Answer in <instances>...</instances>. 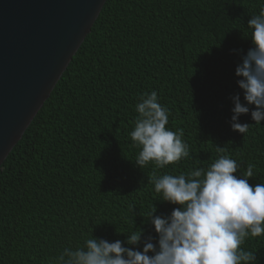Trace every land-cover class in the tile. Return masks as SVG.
I'll list each match as a JSON object with an SVG mask.
<instances>
[{
  "label": "trees",
  "instance_id": "obj_1",
  "mask_svg": "<svg viewBox=\"0 0 264 264\" xmlns=\"http://www.w3.org/2000/svg\"><path fill=\"white\" fill-rule=\"evenodd\" d=\"M264 0H106L49 98L0 165V264H50L93 234L109 241L152 227L160 201L154 165L134 164L135 106L155 90L166 127L182 132L190 156L159 173L206 168L220 154L253 166L264 183V121L241 115L231 130L235 68L252 46L247 21ZM232 49L242 50L233 52ZM243 101V96L241 95ZM254 107V106H253ZM234 175H240V173ZM145 216V217H144ZM264 264V235L246 240Z\"/></svg>",
  "mask_w": 264,
  "mask_h": 264
},
{
  "label": "clouds",
  "instance_id": "obj_2",
  "mask_svg": "<svg viewBox=\"0 0 264 264\" xmlns=\"http://www.w3.org/2000/svg\"><path fill=\"white\" fill-rule=\"evenodd\" d=\"M247 27L252 46L235 68L241 91L230 96L228 121L231 130L243 135L250 124L241 123V115L250 113L257 125L264 121V2ZM135 110L139 115L130 137L139 151L134 164L141 169L154 165L150 183L158 200L176 207L160 215L154 207L144 216L155 235H145L142 227L124 233V240L91 234L82 246L64 247L50 264H258L256 251L242 247L247 239L264 235V183L249 184L255 178L253 166L240 173L241 162L220 154L218 147V158L206 168L159 173L188 158L189 146L182 132L166 127L168 109L155 90L141 94Z\"/></svg>",
  "mask_w": 264,
  "mask_h": 264
},
{
  "label": "water",
  "instance_id": "obj_3",
  "mask_svg": "<svg viewBox=\"0 0 264 264\" xmlns=\"http://www.w3.org/2000/svg\"><path fill=\"white\" fill-rule=\"evenodd\" d=\"M106 0H0V165L90 33Z\"/></svg>",
  "mask_w": 264,
  "mask_h": 264
}]
</instances>
